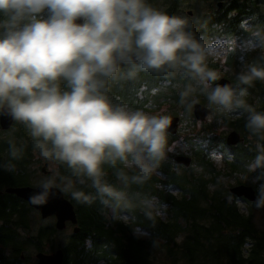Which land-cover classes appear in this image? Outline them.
<instances>
[{
  "label": "clouds",
  "instance_id": "clouds-1",
  "mask_svg": "<svg viewBox=\"0 0 264 264\" xmlns=\"http://www.w3.org/2000/svg\"><path fill=\"white\" fill-rule=\"evenodd\" d=\"M188 29L186 18L148 0H0V116L23 124L39 156L69 171L40 180L29 203L46 205L58 190L80 204L99 202L112 220L134 224L136 210L153 226L163 218L166 205L131 189L148 183L166 161L171 119L115 104L109 95L141 72L191 81L181 103L198 89L218 112L245 115V129L257 141L246 169L257 173L253 182L264 180V111L246 99L255 81L264 82V63L246 64L236 86L217 84L221 77L208 58L218 53ZM245 48L264 49V29L254 30ZM9 155L18 160L22 149L10 143ZM105 166L118 186L109 183ZM254 203L264 207V183ZM132 234L148 235L139 226ZM85 248L91 251L90 238Z\"/></svg>",
  "mask_w": 264,
  "mask_h": 264
},
{
  "label": "trees",
  "instance_id": "trees-1",
  "mask_svg": "<svg viewBox=\"0 0 264 264\" xmlns=\"http://www.w3.org/2000/svg\"><path fill=\"white\" fill-rule=\"evenodd\" d=\"M190 1L148 0L157 10L182 18H185L182 14L183 7L186 3L191 4ZM202 1H196L192 5L197 8ZM160 2L164 9L160 8ZM211 12L214 11L200 14L199 10L196 17H186L189 22L188 30L208 46L223 38L233 41L224 66L233 71L235 77L246 64L254 61L264 63L260 60L264 49L249 51L241 48L254 30L264 29V0L234 2L223 14L218 12L208 16ZM209 67L217 69L220 65L210 64ZM232 82L236 86L237 81L232 79ZM178 83L183 90L177 89ZM189 83L191 81L182 75L165 77L141 72L136 81L113 86L109 95L115 104H127L133 109L147 110L168 100L181 103L180 93L184 91V85ZM248 92V104L257 111H264V82L255 81ZM194 93L198 95L201 92L197 89ZM251 96H254L252 100ZM203 97L201 93L200 99ZM189 100L190 98L185 97V102L188 103ZM222 119L234 131L241 133L245 142L228 145L225 138L209 137L206 132L196 149L197 160L194 164L201 169L198 171L199 175L193 166L183 165L178 166L180 172L174 171L170 166V172H166L162 168V164L166 162H163L158 174L148 183L142 187L132 186V192L156 197L161 204L167 206L164 210L165 218L157 217L154 226L139 210L132 213L135 216L134 224L125 223L106 217L101 212L99 202L89 206L77 203L70 195H65L74 205L80 231L78 234H69L66 244L58 247L64 251L63 264H264V229L261 230L256 225L255 203L234 195L230 191L233 187L228 188L229 185L222 184L221 180L224 175L237 178L249 175L251 180L255 179L257 173H249L246 164L255 155L257 141L245 129V115L223 114ZM10 132L12 136L9 141L0 139V164L11 161L15 166L14 171L2 168L1 176L12 183L10 185H35L31 179L40 168H45L48 174H52L47 165L56 166L52 172L69 175L66 166L49 163L41 157L36 158L39 154L34 150V141L23 124L15 122ZM174 136L169 134L172 140ZM10 143L22 149L20 159L12 160L10 157ZM213 153L221 155L229 163V173L215 168ZM32 165L35 169H32ZM105 171L109 183L118 186L112 169L105 166ZM258 182L259 186L264 180ZM76 188L85 193H94V189L88 184H76ZM240 204L247 207V214L241 212ZM27 207L28 209L18 206L16 209L19 215L15 230L1 233L3 248L0 249V264H28L30 258L25 251L29 246L46 253L57 249L53 238L61 231L57 230L55 223L42 225L32 236L29 234L30 212L37 211L28 204ZM262 209L264 214V207ZM2 219L10 222L11 215L4 214ZM50 219L53 221L52 217L47 220ZM135 226L144 228L148 235L135 238L132 234V227ZM20 230L26 232L24 236L20 234ZM89 238L92 242L91 251L85 248V240Z\"/></svg>",
  "mask_w": 264,
  "mask_h": 264
},
{
  "label": "rangeland",
  "instance_id": "rangeland-1",
  "mask_svg": "<svg viewBox=\"0 0 264 264\" xmlns=\"http://www.w3.org/2000/svg\"><path fill=\"white\" fill-rule=\"evenodd\" d=\"M196 1H199V0H191L190 1L191 4L186 3L184 5L182 14H183V16H185V18L189 16L187 14L188 11H193L194 17H196L198 15L199 10L201 11L200 14H206V12L210 10V8H211V11H213L212 6L213 5L215 6V0H210V2L208 4L204 3V1H202L199 3V7H197V8L192 5V4L196 3ZM160 5H161L160 8L164 9V6L161 4V2H160ZM232 42L233 41H230V40H227L226 38H223V40L213 43L210 47H212L218 53V55L210 56L208 58V65L209 66H210V64H219L220 65V67H217V69H214L219 73V75L221 77L220 79L228 78L231 81H232V79L236 80V77L234 75L235 73L233 71H230L229 69H227L224 66V61L226 60L227 52H228L230 44ZM241 48L243 50H247L245 48V46H243V45L241 46ZM212 67H214V66H212ZM177 75L181 76L180 74H177ZM185 88H186V86L184 85V90H185ZM177 89L183 90V88H181L179 83H178ZM200 95H201V93H198V95L195 93H192L191 95L186 97V98H190L188 103L185 102V98H184L183 103H180V102H177L174 100H172V101L168 100V101H165L163 103H158V105H156L154 107H150L147 110H145V109L143 110L150 115H166V116H174V117L180 118L179 130H178L177 134L174 136L173 140L169 138V147H170L171 151H169L167 154V159L165 161L166 164H162V166H163L162 168L165 169L166 172H170L169 166L174 171H177V172L181 171V169L178 168V166H180V165H177L174 162V158L177 156L191 157V158H193V160H192L193 163H196L195 162V160H197L196 149H197V146L199 145L200 141L203 140V138L205 137L206 132L209 133V137H222V138L226 139V137L232 131H234L233 128H231V127H229V125H227L226 120L222 119L223 114L217 111L216 106L215 105L210 106L208 101H207L206 96L203 94L204 97L202 99H200ZM252 97H254V96H251V98H250L251 100L253 99ZM195 102L203 104L204 106L211 109L212 112L209 116H207V119L205 121H200V120L195 118L194 113H193V104ZM189 104H191V107H189ZM12 125H11V127H12ZM8 133H10V132H8ZM8 133H7V135H6V133L2 134L0 136V138L2 140L9 141L8 139H10L12 134L10 133L8 135ZM217 156L220 157L219 160L212 158V161L214 163L215 168L217 170H220V171L225 170L226 173H229L230 172V170L228 168L229 163H227L221 155H217ZM36 158L40 159V156L37 155ZM167 163H169V165ZM47 166H48L47 169L52 174H43L41 172V168H40V171H37L36 176L32 178L35 182L34 186H38V182L40 180L53 175L54 172H52V171L54 169H56V166H54V165H51V166L47 165ZM193 168L199 175L200 172H198V171H201V169L198 166H195V164H193ZM32 169H35L34 165H32ZM158 171H159V169H158ZM222 178H221V180L223 181L222 184L229 185L228 188H232L234 186H237L238 185V184H236L237 181H238V183L239 182L246 183L247 185H251V184L255 183V182H253L254 180L250 179L249 175L238 176V178L235 176L231 177V175L230 176L224 175ZM108 181H109V179H108ZM240 210L243 213H246V214L248 213L247 207L243 204H240ZM255 213H256V225L259 229L263 230L264 229V214L258 208L255 209ZM30 218H31V221L29 224H30L31 228L29 229V234L31 233V236L34 232L36 233L37 229L39 227H41L42 225H48L50 223L54 224L56 222L55 217L53 218V221H51V219L50 220H47V219L43 220L41 218V215L38 212L37 213L30 212ZM163 218H165V215L163 216ZM20 232H21L20 234H22V236H24V234L26 233L24 230H20ZM71 233H72V228L68 227L65 231H62L60 234H57L54 236L53 239L55 241V245H56L57 249H61L58 247L66 244V242L68 240V236ZM17 237L19 238V236H17ZM57 249H54L53 251H50L47 254H51V253L55 252ZM38 252H40V251L33 246H29L27 248V250L25 251L26 255L33 259L31 261V263L34 262L35 264L38 261L37 257H36ZM43 253H46V252L43 251Z\"/></svg>",
  "mask_w": 264,
  "mask_h": 264
},
{
  "label": "water",
  "instance_id": "water-1",
  "mask_svg": "<svg viewBox=\"0 0 264 264\" xmlns=\"http://www.w3.org/2000/svg\"><path fill=\"white\" fill-rule=\"evenodd\" d=\"M220 7V6H219ZM190 16L193 15L192 12H188ZM217 84H231L232 82L228 78H222L219 81L215 82ZM211 109L204 106L203 104H200L198 102H195L193 104V113L196 119L200 121H205L207 119V116L211 114ZM171 119V126L169 128V133L171 135H176L179 130V117L174 116H168ZM1 126L4 130H8L11 125L13 124V121H11L9 118L1 116ZM244 139L241 137L240 133L236 131H232L227 137L226 142L228 145H237L239 143H242ZM174 161L179 164L186 167H190L192 164V158L188 156H177L174 158ZM38 190V186L36 187H19L14 189L7 190L9 193L15 194L18 197L25 199L28 202L29 196L32 195L35 191ZM55 195L52 196L48 203L43 206H35L31 203H29L31 208H34L36 211L39 212L41 215V218L43 220H46L50 217H55V227L58 231H64L67 227L68 223H71L72 225H75L72 228L73 234H78L80 229L77 227V216L74 209V205L65 197V194L59 192L58 190H54ZM234 195L238 197H244L248 201H255L256 194L252 187L241 185L233 187L230 190ZM37 264H63L64 262V251L62 249H58L55 252L51 254L38 252L37 255Z\"/></svg>",
  "mask_w": 264,
  "mask_h": 264
},
{
  "label": "flooded vegetation",
  "instance_id": "flooded-vegetation-1",
  "mask_svg": "<svg viewBox=\"0 0 264 264\" xmlns=\"http://www.w3.org/2000/svg\"><path fill=\"white\" fill-rule=\"evenodd\" d=\"M204 3L208 4L210 2V0H203ZM242 2L243 0H215V6L213 5V11L214 12H211L210 14H208V16H210L211 14H215V13H224V11H226V9L228 7H230L234 2ZM214 4V3H213ZM204 6V5H203ZM220 6V7H219ZM211 10V8H210ZM188 12H192L194 14L193 11H188ZM187 12V14H188ZM189 15V14H188ZM194 17V15H192ZM192 16H188V17H191ZM232 82V81H231ZM232 85H233V82H232ZM0 121H1V116H0ZM15 126V122L13 121V125L12 127H10L8 130H4L1 126V123H0V136L4 133H6L7 135V132H10L12 130V128ZM237 132V131H236ZM11 133V132H10ZM239 133V132H238ZM170 134V133H169ZM171 135V134H170ZM241 135V134H240ZM241 137L243 138V136L241 135ZM1 139V138H0ZM244 139V138H243ZM2 140V139H1ZM245 142V140L243 141ZM242 142V143H243ZM241 144V143H239ZM238 145V144H237ZM193 160V158H192ZM0 161H2L0 159ZM2 163V162H1ZM193 161H192V165L191 167L193 166ZM43 170H41V172L43 174H48V171L45 170V168H42ZM1 172H2V168H0V236H1V233L2 231H11V230H15V226L17 225L16 221H17V218H18V212L16 209H18V206H22L23 208H26L28 209L27 207V204L29 206V203L25 200V199H22L20 197H18L17 195L15 194H12V193H9L7 190L9 189H14V188H19V187H35L34 185L32 184H28V185H22V186H17V185H10L12 183H9L7 182L6 180H4L1 176ZM33 181V179H31ZM254 180V178L252 179ZM258 181H256L255 183L251 184V185H247L246 183H237L238 185L237 186H241V185H245V186H249V187H252L255 191V194H256V189L258 187ZM257 186V187H256ZM236 187V186H235ZM66 197V196H65ZM240 198H243L245 199L244 197H240ZM68 199V198H67ZM69 200V199H68ZM246 200V199H245ZM70 201V200H69ZM248 201V200H246ZM71 202V201H70ZM248 202H251V203H254V201H248ZM72 203V202H71ZM73 204V203H72ZM258 208V207H257ZM34 209V208H33ZM259 210H261L263 212V209L262 207L258 208ZM38 212V211H37ZM39 213V212H38ZM4 214H10L11 215V221L10 222H5V220L2 219V216ZM51 218V217H50ZM54 218V217H52ZM75 225H72L71 223H68L67 224V227H71L73 228ZM78 227V226H77ZM65 229V230H66ZM64 230V231H65ZM3 248V245L2 243L0 242V249ZM6 248H9L10 247H6ZM6 252L8 253L9 251L6 250ZM40 252H43V251H40ZM22 258L25 259V255L22 254ZM27 256V255H26ZM29 257V256H28ZM30 258V257H29ZM33 259L30 258L29 259V263L32 261ZM38 262V261H37ZM31 264H35L34 262H32ZM37 264V263H36Z\"/></svg>",
  "mask_w": 264,
  "mask_h": 264
}]
</instances>
